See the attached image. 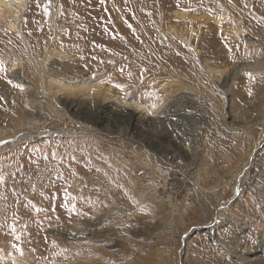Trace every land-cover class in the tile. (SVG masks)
Returning <instances> with one entry per match:
<instances>
[{
	"label": "rangeland",
	"instance_id": "obj_1",
	"mask_svg": "<svg viewBox=\"0 0 264 264\" xmlns=\"http://www.w3.org/2000/svg\"><path fill=\"white\" fill-rule=\"evenodd\" d=\"M26 1L0 21L3 264H264V0ZM94 74L105 101H51Z\"/></svg>",
	"mask_w": 264,
	"mask_h": 264
},
{
	"label": "bare ground",
	"instance_id": "obj_2",
	"mask_svg": "<svg viewBox=\"0 0 264 264\" xmlns=\"http://www.w3.org/2000/svg\"><path fill=\"white\" fill-rule=\"evenodd\" d=\"M27 8H28V4H27L26 0H0V21L11 22L12 25L10 26V28L15 29V31L20 34L23 15H24L25 10ZM183 13L184 12H181V14H183ZM187 41H188V43H190L191 39H188ZM58 87H59L58 92H55L54 96H52L54 99L49 96L52 102L56 101L59 103L60 100H56L55 97L64 96L66 94H74V93H78V94L82 95L85 98V100H93L94 99L97 101V99H95V98H100L103 101H105V98L102 97V92H103V89L105 87L103 74H94V75H91L90 77H88L86 79H81V80L76 79V78L67 79V78L62 77L59 79ZM45 89H47V88H45ZM45 93H48V92H45ZM40 94H41V92H40ZM123 104L124 105H122V106H123V110L125 112L129 111V112L137 113V114L144 113V114H147V116H150V114H151L150 110L148 108H146L145 105L138 103L136 101H129L127 99V97H124ZM129 115H131V114H129ZM5 255H7V254H5ZM10 257L11 256H9V254H8V259ZM8 259L4 260V256L2 257V253L0 252V264H3V262H2L3 260H4V262L6 260L8 262ZM14 262H12V263H14Z\"/></svg>",
	"mask_w": 264,
	"mask_h": 264
}]
</instances>
